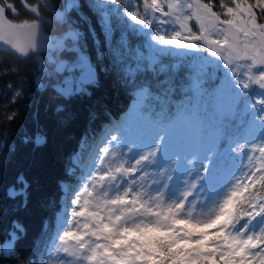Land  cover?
Masks as SVG:
<instances>
[{
    "label": "snow or ice",
    "instance_id": "6c2138e0",
    "mask_svg": "<svg viewBox=\"0 0 264 264\" xmlns=\"http://www.w3.org/2000/svg\"><path fill=\"white\" fill-rule=\"evenodd\" d=\"M115 2L87 4L106 42L113 23L105 5ZM142 2L143 15L128 8L124 15L141 30L171 25L146 33L161 52L201 53L206 47L210 57L223 62L224 79L209 92L204 85L220 65L192 56L185 73V90L191 95L177 106L175 116L169 114L173 83L158 81L155 96L151 85L139 86L137 117L116 127L112 149L99 148V167L72 199L79 211L72 209L73 219H65L68 228H61L63 235L56 237L60 243L53 241L48 249V264H71L64 257L86 264H264V23H258L253 11L259 8L264 15V0H231L234 7L221 0L224 18L213 10L212 0ZM82 7L79 0H70L66 12L76 10L95 37V26ZM6 9L16 12L8 0L0 3V41L21 56L38 53L39 23L15 24ZM30 10L39 16L36 6ZM58 15L63 19L65 13ZM193 19L198 33L188 25ZM68 36L75 40L82 33L69 31ZM125 47L111 49L114 63L123 61ZM74 50L80 55L69 71L80 77L66 81L72 86L61 89L65 95L95 82V69L79 48ZM146 113L160 118L145 120ZM148 179L152 182L147 187L138 184ZM9 194L26 197L24 189ZM14 228L23 231L19 224ZM181 242L193 247H174ZM0 254L10 255L11 248L5 245Z\"/></svg>",
    "mask_w": 264,
    "mask_h": 264
},
{
    "label": "trees",
    "instance_id": "16d2710c",
    "mask_svg": "<svg viewBox=\"0 0 264 264\" xmlns=\"http://www.w3.org/2000/svg\"><path fill=\"white\" fill-rule=\"evenodd\" d=\"M8 2L16 9L15 13L6 9L8 19L16 24L37 21L43 36L62 37L77 30L82 33L75 40L64 37L61 48L53 50L52 57L65 63L62 67L48 62V53L44 51L20 58L0 51V247L15 232L11 254H0V264H48V249L58 232L56 215L64 204L62 187L72 192L77 186L94 144L106 139L122 124L123 117L137 102L140 85H151L149 91L155 96L158 81L173 83L176 90L172 93L169 114L175 116L177 106L191 95L185 90V73L191 57L178 63L177 59L166 58L162 62L165 66L149 67L143 46L146 38L140 34V28L129 30L126 19L110 14L113 32L106 42L96 14L87 6L88 0H79V3L83 6L81 11L95 26V37L89 35L88 24L79 20L76 10L66 12L70 0ZM248 2L254 4L255 0ZM212 3L213 10L224 18L221 0H212ZM225 3L234 7L231 0ZM32 6L38 8L39 16L30 10ZM113 7V3L105 5L110 12ZM253 11L258 23H264L261 9ZM59 13H65L63 19ZM193 30L197 33V29ZM121 44L126 46L124 59L114 63L111 49ZM77 48L94 67L95 82L65 95L61 88L79 74L74 69L69 71V66L79 58L80 53L74 50ZM138 53L142 58H137ZM219 65L213 79L204 85L209 92L224 79V69ZM252 87L259 91L255 85ZM252 102L255 103L254 98ZM149 116L160 118L154 114ZM13 189L16 192L24 189L26 197L10 195ZM15 224L22 226L23 231L15 229ZM192 247L191 244L177 246Z\"/></svg>",
    "mask_w": 264,
    "mask_h": 264
},
{
    "label": "rangeland",
    "instance_id": "374dc122",
    "mask_svg": "<svg viewBox=\"0 0 264 264\" xmlns=\"http://www.w3.org/2000/svg\"><path fill=\"white\" fill-rule=\"evenodd\" d=\"M186 2H187V0H186ZM119 5H120V7H119ZM126 8H128V9H130L132 11L138 12L140 15H143L144 14L143 2H142V0H116V2L114 3L113 11L110 12V14H112V15H114L117 18H120L122 20L126 19L125 23H127L128 27H129V30L137 31V28H140L139 29L140 34H142L146 38L145 42L143 43L144 44L143 46H144L145 50L147 51L146 52V57H147V64H149V67L153 68L154 65L165 66V64L162 63V62L166 58L167 59H169V58L170 59H177V63H178V60H183L184 58L188 59L187 57H192V56H199V57H204L205 59H210V60H212V61H214V62H216L218 64H221V67L223 68V62L222 61H217L215 57H210L206 47H205V50L203 52H201V53H190L187 50H176V49H171V48L168 49L167 53L161 52L159 50L161 48V46L157 45L156 43L151 41L150 36L147 35L146 33L149 32V31H154L155 28H162V29L163 28H170L171 25L161 26V25L155 24L154 25V29L141 30V26L140 25H137V24H135L134 21L129 20V18L126 15L124 16V11H125ZM164 8H165V10H167L166 4H165ZM187 14L190 15L191 14V10H187ZM156 15L159 16L158 13ZM121 17H124V18H121ZM188 25H189V27H192V29L193 28L197 29V33L199 32V29L196 26V21L194 19L193 20H189L188 21ZM175 27H176L177 30H179V25H175ZM161 34H163V33H161ZM185 34H187L186 30H185ZM64 37H68V33L62 35V37H56V38L44 35L42 43H41V46H40V51H44V52L48 53V54H46V60L48 62L56 63V65H59V67L64 66L65 63L62 62V61H56L55 58L52 57V52L55 49L61 48L60 44L62 43V40H63ZM196 43L200 44V42H196ZM141 55L142 54L139 53L140 58H142ZM39 62L40 63L42 62L41 58H39ZM240 63H245V62L241 61ZM70 67H72V66H69V68ZM239 71L242 72V71H244V69H239ZM79 77H80V74H78L75 78H70L68 80H77V79H79ZM71 86L72 85H70V84H66L61 89L69 88ZM76 91H79V89H77ZM76 91H73V92H76ZM137 98H138V95H137ZM131 107L132 108L130 109L128 115L123 117L122 122H121L122 124L132 122L137 117V114H138V112H137V108H138L137 102H135L133 104V106H131ZM149 115L150 114H147V113L144 114V119L145 120H152V119H150ZM114 133H115V131L109 133L108 136L106 137V139L104 138V139H101L99 141L97 140V142L94 144L93 149L91 150V155L89 156L88 164H86L85 168L82 169L83 173H82V175L80 177V181L77 184V186L73 189V191L70 192V190L68 188H66L65 186L62 187L64 204H63V206L61 208V211L58 213V215H56L57 216V218H56V227L58 228V232L53 236L54 237L53 241H55L56 244L60 243V241L56 239L57 234L59 233V235H63V232L61 231V228L63 227L65 230L68 228V225L64 224L65 219L70 220V221L73 219L72 216H71V210L75 209V210L79 211V206L78 205H73L71 203L72 199L76 198L77 191L81 190L82 185L84 184V182L86 180H89L90 176L94 174L93 169L96 168V167H99V160L97 159V157L102 155L99 152V148L101 146H103V145H108V147L110 149L113 148L115 142H111V136ZM109 142H111V143H109ZM115 150L116 151H126V149H123V150L115 149ZM256 155H259V153H256ZM114 163H119V160H116ZM149 171L151 173L153 170H149ZM159 178L160 177H159L158 174L154 176V179H156L157 181L159 180ZM151 182H152L151 179H148L146 181H138V184H143L145 187H147V185L150 184ZM81 202H83V198H81ZM82 219L83 218H81V217H77L76 218V220H82ZM177 227H181V225H177ZM72 229L73 230H78V228L76 227L75 223H73ZM13 238L14 237L12 235L10 240L9 239L6 240L4 242V244L0 247V250H3L5 245H7L8 247L11 248V245H12L13 240H14ZM53 241H52V243H53ZM180 245H186V244L184 242H181L179 245H176L174 247L177 248V246H180ZM256 251H259V249H257ZM5 255H7V254H5ZM64 259L70 261L71 264H86V262L74 261L70 257H64ZM54 264H59V261H54Z\"/></svg>",
    "mask_w": 264,
    "mask_h": 264
},
{
    "label": "water",
    "instance_id": "95a60500",
    "mask_svg": "<svg viewBox=\"0 0 264 264\" xmlns=\"http://www.w3.org/2000/svg\"><path fill=\"white\" fill-rule=\"evenodd\" d=\"M32 22H30L29 24H31ZM16 24V23H15ZM40 25V24H39ZM41 26V25H40ZM39 44L41 46V43H42V40H43V31H42V28L40 27V34H39ZM19 42L23 43L24 41V37L21 35L19 38H18ZM0 51L2 52H5V53H8V54H12V55H16L18 56L19 58L20 57H25V56H21L19 53H17L14 49L11 48V45H5L3 44L2 41H0ZM41 51H39L38 53H29V55L31 54H39ZM74 241H71L69 240L68 243L71 244L73 243Z\"/></svg>",
    "mask_w": 264,
    "mask_h": 264
}]
</instances>
